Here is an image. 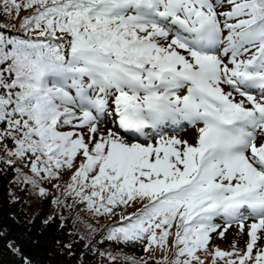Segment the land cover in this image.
<instances>
[{
	"label": "snow or ice",
	"instance_id": "obj_1",
	"mask_svg": "<svg viewBox=\"0 0 264 264\" xmlns=\"http://www.w3.org/2000/svg\"><path fill=\"white\" fill-rule=\"evenodd\" d=\"M0 14L20 33L0 25V175L110 220L97 243L149 253L124 264H264V0H0ZM233 224L244 246L213 245ZM43 244L47 260L0 213L13 264H87L70 239Z\"/></svg>",
	"mask_w": 264,
	"mask_h": 264
},
{
	"label": "trees",
	"instance_id": "obj_2",
	"mask_svg": "<svg viewBox=\"0 0 264 264\" xmlns=\"http://www.w3.org/2000/svg\"><path fill=\"white\" fill-rule=\"evenodd\" d=\"M27 14L28 13L25 12L21 15ZM4 23H7L8 29H11L9 34L20 35V33L16 31V27H18L19 24L18 21H13L4 17L0 19V25ZM8 29L3 30L7 33ZM4 156V149L0 148V157ZM16 179V172L8 168H5L3 174L0 175V213L14 216L21 224H26L31 229L33 235L42 241V246L34 250V255L37 259H48L46 255L48 246L44 245L43 242L50 241L52 237L56 235L66 240L70 239L74 245L76 256L81 259L88 257L87 264H111L109 259L100 256L99 253H111L115 255L117 257L116 264H124V255L136 257L137 259L149 255V253L143 251V247L140 245L121 246L118 249L111 242L105 241L103 244L97 243L101 238L103 230H105L106 226L111 223V221L102 217L93 216L83 205H75L71 208L57 210L56 205L51 202V198L45 199L39 197L38 193L35 194L30 191V187L27 189V192L22 191L21 187L15 183ZM68 179L69 177L65 176L64 180L61 181L62 187ZM43 186L49 188L50 192L56 191L48 185ZM17 197H19V201H17ZM74 207L75 210H85V214L82 216H73L72 212L74 211ZM53 215L59 217L57 221L59 226L49 227L45 225L43 221ZM103 219L105 220L104 222ZM93 229H100L101 231L93 233ZM235 236L241 242V239L236 234ZM80 237H83V239H80ZM90 239L92 241L91 244L88 243ZM229 246H231V244ZM89 248L93 249L92 253H89ZM172 255L173 254L170 252L164 254L157 252L155 258L159 260L163 256H167L171 259ZM55 260L57 264H76V260L72 256H59L56 257ZM13 262L14 257L10 253L5 252L0 254V264H13Z\"/></svg>",
	"mask_w": 264,
	"mask_h": 264
},
{
	"label": "rangeland",
	"instance_id": "obj_3",
	"mask_svg": "<svg viewBox=\"0 0 264 264\" xmlns=\"http://www.w3.org/2000/svg\"><path fill=\"white\" fill-rule=\"evenodd\" d=\"M188 130H193V132L192 133H190V132L187 133ZM181 135H182L183 138L188 139L190 142H194V139H195V136H196V130H195V128H192L190 126H186L185 129L181 132ZM30 191L32 193H35V194L37 193L31 188H30ZM73 210H74L72 212L73 216H82V215L85 214V210L84 211L83 210H81V211L75 210V207L73 208ZM104 221L105 220L103 219V222ZM108 221H110V220H108ZM237 233H238V228L234 224L232 226V228H230L229 231L225 234V238L222 241H219V240L216 239L214 241L213 245L219 246L222 250H231L229 245L232 244L233 242H236L239 247H243L244 246V241L246 239V236H240ZM235 234L241 239V242L238 240V238H236ZM216 236H218V235L214 234L213 240L216 238Z\"/></svg>",
	"mask_w": 264,
	"mask_h": 264
},
{
	"label": "bare ground",
	"instance_id": "obj_4",
	"mask_svg": "<svg viewBox=\"0 0 264 264\" xmlns=\"http://www.w3.org/2000/svg\"><path fill=\"white\" fill-rule=\"evenodd\" d=\"M189 132H190V133H192V132H193V130H188V132H187V133H189Z\"/></svg>",
	"mask_w": 264,
	"mask_h": 264
}]
</instances>
